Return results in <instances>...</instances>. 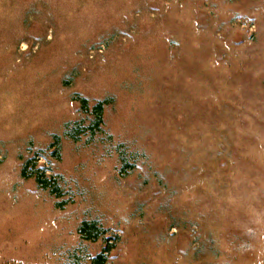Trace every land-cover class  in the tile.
<instances>
[{
	"label": "rangeland",
	"instance_id": "1",
	"mask_svg": "<svg viewBox=\"0 0 264 264\" xmlns=\"http://www.w3.org/2000/svg\"><path fill=\"white\" fill-rule=\"evenodd\" d=\"M107 244L264 264V0H0V264Z\"/></svg>",
	"mask_w": 264,
	"mask_h": 264
},
{
	"label": "trees",
	"instance_id": "2",
	"mask_svg": "<svg viewBox=\"0 0 264 264\" xmlns=\"http://www.w3.org/2000/svg\"><path fill=\"white\" fill-rule=\"evenodd\" d=\"M83 102H85V99H83ZM91 112H94V119L92 123L89 125V127H96L99 125L100 122H102V107L100 103H97L95 106L91 108ZM75 128V132L79 133L82 129L79 123L73 124ZM72 137L76 136L75 134H71ZM30 159L26 160L25 165L23 166L22 173H25V168H29L30 173L33 174L35 177L36 182L38 183L39 187L43 188H49L50 192H55V187L51 186L50 184L54 183L52 177H46L43 175V173H38L36 170H34L33 165H29ZM33 160V159H31ZM30 166V167H29ZM79 233L82 234L84 238H96L97 236L103 234L105 232L104 229H102L96 221H87L84 220L82 224L79 227ZM111 245H105L100 253L95 255V257H92V264H104L106 257L103 252L109 250Z\"/></svg>",
	"mask_w": 264,
	"mask_h": 264
}]
</instances>
